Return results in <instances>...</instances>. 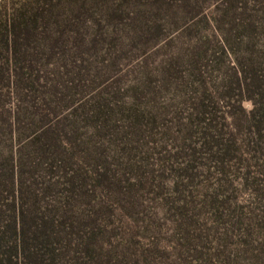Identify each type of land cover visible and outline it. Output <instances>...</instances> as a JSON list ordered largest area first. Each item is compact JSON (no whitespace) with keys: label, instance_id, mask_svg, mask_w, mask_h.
Instances as JSON below:
<instances>
[{"label":"rangeland","instance_id":"1","mask_svg":"<svg viewBox=\"0 0 264 264\" xmlns=\"http://www.w3.org/2000/svg\"><path fill=\"white\" fill-rule=\"evenodd\" d=\"M43 6L0 103L44 201L80 183L70 207L110 260L264 264V0Z\"/></svg>","mask_w":264,"mask_h":264},{"label":"trees","instance_id":"2","mask_svg":"<svg viewBox=\"0 0 264 264\" xmlns=\"http://www.w3.org/2000/svg\"><path fill=\"white\" fill-rule=\"evenodd\" d=\"M46 1L21 0L13 4L0 0V61L5 63L0 66V86H18L23 81L19 64L45 39L36 34L44 23ZM10 60L13 69L7 67ZM263 106L260 118L264 121ZM4 115L0 103V264H129L103 256L96 229L86 226L70 207L80 184H74L72 176L65 178L69 185L62 198L50 201L54 205L44 201L43 189L34 182L37 163L25 170L5 150L3 141L10 126ZM62 166L65 170L67 163Z\"/></svg>","mask_w":264,"mask_h":264}]
</instances>
